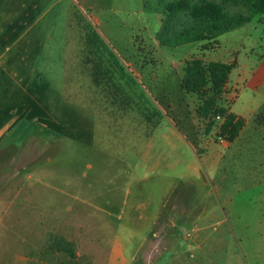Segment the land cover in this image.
Segmentation results:
<instances>
[{
	"label": "rangeland",
	"instance_id": "374dc122",
	"mask_svg": "<svg viewBox=\"0 0 264 264\" xmlns=\"http://www.w3.org/2000/svg\"><path fill=\"white\" fill-rule=\"evenodd\" d=\"M174 1L76 0V11L88 33L96 35L102 42L99 52L92 49L95 57H116L128 74L129 77L124 78L126 88L121 93L130 97L131 101L135 100L130 103L132 111L123 113L110 108L108 102L111 96L92 83L90 65L84 63V30L71 18L65 94L75 103L92 107L96 112L93 150L85 152L81 147L65 141L57 144L55 157L50 155V147L42 144L29 143L23 154L21 149H0V198L24 200L54 196L49 186L38 184L68 182L74 178V172L87 175L95 184L114 179L119 169L118 161H133L132 158L143 149L147 129L144 115H162L167 111L189 149H184L182 145L177 147V151L174 149L176 153L182 151L189 168L182 173L174 168L172 201L179 199L181 191H186L188 208L194 215L204 210L205 219L199 223L197 233L192 231L190 224L185 229L177 226L174 244L162 249L153 263L264 264V159L260 158V150L264 152V147L252 150L245 144L233 143L230 149L225 150L218 167L204 172L202 161L209 147L219 145L224 148L230 143L226 139L223 144L218 142L220 122L214 116L199 117L196 113L200 103L198 97L185 94L180 87L184 63L191 56L202 57L205 62L229 57H264V15H255L248 24L222 34L216 38L218 46L215 49L200 55L201 42L177 47L161 46L158 42L163 4ZM209 1L219 5L229 15H249L240 4ZM187 19L185 14L177 15L171 24L166 25V34L171 36L180 31L186 26ZM127 64L132 66L135 75ZM123 99L121 97L118 101L121 108L126 106ZM221 100L222 96L217 105L223 107ZM163 103L170 108L161 110L159 104ZM156 119L154 117L153 120ZM258 143L264 146L257 141L255 147ZM191 153H194V158ZM200 171L204 172V185ZM188 174H196L197 180L185 179ZM28 208L29 215L37 214L38 206ZM177 217L178 212L174 213L173 219ZM124 224L133 232H142L140 224L131 226L127 222L121 223ZM26 225L25 228L35 230L37 222H26ZM117 226V222L111 221L109 231L116 230ZM3 229L1 226V262L5 261V255L11 248L14 254L23 253L25 249L39 244L37 238H5ZM118 230L120 233L122 226ZM139 240L134 239L136 243H130L129 247L126 245V249L137 246ZM38 252L35 249L31 256H36ZM7 261L9 263L11 259Z\"/></svg>",
	"mask_w": 264,
	"mask_h": 264
},
{
	"label": "crops",
	"instance_id": "0c3cea01",
	"mask_svg": "<svg viewBox=\"0 0 264 264\" xmlns=\"http://www.w3.org/2000/svg\"><path fill=\"white\" fill-rule=\"evenodd\" d=\"M74 7L76 0H0V149H21L23 154L29 143L42 144L49 146L50 155L55 157L57 144L65 141L85 152L93 150L96 112L65 94L68 33ZM203 62L232 65L221 103L227 114L243 122L229 145L209 147L204 154L203 171L209 172L218 167L233 143L252 150L264 147L259 143L255 147L257 141L264 143V57ZM127 66L135 75L132 66ZM159 107L165 111L170 108L164 103ZM162 115L158 121L152 120V131L147 126L146 142L134 160L118 161L114 179L95 184L87 175L74 172L68 182L38 184L49 186L54 196L0 198L3 236L39 239L37 246L23 253L14 254L11 248L0 264H154L162 249L174 244L177 226L185 229L190 224L192 231L199 232L204 210L198 215L191 212L186 191L172 201L174 168L181 173L189 168L182 151H174L180 145L189 149L167 111ZM191 156L194 158V153ZM189 175L185 179L197 180L196 174ZM30 206H38L37 214H28ZM111 221L118 223L114 231H109ZM26 222H37L36 229L25 228ZM124 222L140 224L142 232L127 229L121 225ZM134 239H140L138 245L126 249V245L136 243ZM35 249L39 252L33 257Z\"/></svg>",
	"mask_w": 264,
	"mask_h": 264
},
{
	"label": "trees",
	"instance_id": "16d2710c",
	"mask_svg": "<svg viewBox=\"0 0 264 264\" xmlns=\"http://www.w3.org/2000/svg\"><path fill=\"white\" fill-rule=\"evenodd\" d=\"M233 5L240 4L245 7L249 15L242 14L229 15L219 5L209 0H199L197 3H191L189 0H176L163 4L162 27L157 34L158 42L161 46L177 47L191 43H203L200 55L204 51H211L218 46L216 38L222 34L231 32L248 24L255 15H264V0H224ZM162 7V6H161ZM76 22L84 30V63L90 65L91 80L94 86L107 91L111 96L109 104L116 110L123 113L132 111L130 97H125L121 91L125 90L126 82L124 80V67L116 57H95L94 51L99 52L102 46L101 40L94 34L90 35L83 23L76 8H71ZM179 14L187 16V23L180 31L168 36L166 34L167 24H171ZM99 43V44H98ZM98 46V48H97ZM232 70V65L221 62L204 63L201 57L191 56L184 63L183 74L180 82L182 91L187 95H195L200 103L196 113L201 118L219 115L223 117L220 125L221 134L226 135V141L231 143L237 136L243 126V122L235 119L231 114H227L226 109L217 105L222 90L228 80ZM129 77V76H128ZM124 97L123 101L126 106L121 108L119 100ZM127 102H129L127 104ZM160 115L154 113L144 115L145 123L149 131H152L154 124L152 120ZM152 124L151 126H149Z\"/></svg>",
	"mask_w": 264,
	"mask_h": 264
},
{
	"label": "built area",
	"instance_id": "2783aa9c",
	"mask_svg": "<svg viewBox=\"0 0 264 264\" xmlns=\"http://www.w3.org/2000/svg\"><path fill=\"white\" fill-rule=\"evenodd\" d=\"M225 92H226V89H225V86H224V88H223V90H222V93H221V96H223V95L225 94ZM215 119H216L217 121L220 122V125H221V123L223 122V117H221V116H219V115H216V116H215ZM220 125H219V127H218V137H217V139H218V142H219L220 144H223V143L225 142L226 135L221 134V131H220Z\"/></svg>",
	"mask_w": 264,
	"mask_h": 264
}]
</instances>
